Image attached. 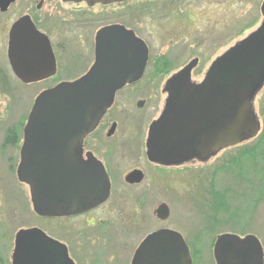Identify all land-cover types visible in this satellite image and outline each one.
Listing matches in <instances>:
<instances>
[{"label": "water", "instance_id": "obj_1", "mask_svg": "<svg viewBox=\"0 0 264 264\" xmlns=\"http://www.w3.org/2000/svg\"><path fill=\"white\" fill-rule=\"evenodd\" d=\"M63 1L108 4L118 0ZM15 2L0 0V12H6ZM95 43V62L88 73L73 83L41 92L27 118L24 134L31 159H22L16 176L29 187L33 212L40 217L82 214L101 205L109 196L103 167L96 161L81 162L78 146L112 105L116 91L141 78L148 49L131 32L115 25L101 29ZM7 59L13 75L25 85L55 74L49 41L28 16L19 18L9 30ZM221 62L223 70L219 72ZM214 64L201 86L190 82L195 61L170 80L172 96L149 131V161L169 166L192 158L206 159L222 148L255 136L258 126L250 101L264 82V26L236 43ZM141 180L140 173H132L126 179L129 184ZM154 214L165 222L170 210L166 204H160ZM40 234L36 229L18 232L13 264H45L34 244ZM40 238L42 249L44 244L58 249L54 242ZM263 257V249L252 235L241 238L224 234L213 246L215 264H262ZM59 259L64 260L63 264H72L64 255ZM131 264L192 262L182 236L161 229L147 235Z\"/></svg>", "mask_w": 264, "mask_h": 264}, {"label": "rangeland", "instance_id": "obj_2", "mask_svg": "<svg viewBox=\"0 0 264 264\" xmlns=\"http://www.w3.org/2000/svg\"><path fill=\"white\" fill-rule=\"evenodd\" d=\"M39 1L17 0L6 13H0V261L5 260V264H10L16 232L21 228L39 225L32 212L28 188L20 185L16 177L18 144L3 145L7 130H21L34 99L51 83L21 86L7 61L8 31L19 17L31 15L46 32H51L57 17L65 12L60 7L62 0H44V6L36 11ZM136 2L132 26L138 36L148 43L150 56L156 58L161 55V62L163 59L170 62L165 65L168 77L197 59V69L192 72L191 82L199 83L214 58L259 26L262 0ZM56 3L54 9L53 4ZM115 10L116 7L112 5L103 11L102 14H106L105 24L124 21ZM97 28L96 25L91 27L85 35L89 39L91 56L78 73L86 71L93 61V37ZM79 30L75 26L67 27V34L52 37L59 50L61 70L54 78L55 82L69 76V54H64L63 44L76 38ZM80 38L83 39L82 36ZM75 45L78 44L74 42L70 46L72 51ZM78 51L87 54L82 47L75 52ZM79 65L80 62L73 60L70 69L77 70ZM1 85L10 92L4 93ZM253 110L264 137V85L255 96ZM251 152L245 151V154L251 155H245L240 166L233 168L236 176L224 173L222 167L216 171L215 167L199 169L187 166L180 174L171 173L174 176L167 183H162L158 177L156 181H146L133 190L114 187L108 205L87 219H75L73 222L72 244L83 242L85 245L77 263L130 264L141 241L161 229L176 231L183 237L192 264H215L213 246L222 234L241 238L252 235L258 239L264 253V138L256 151L253 154ZM237 153L234 150L231 159L234 160ZM214 180L217 182L213 189L211 184H214ZM214 190L220 194H214ZM160 204H166L170 210L165 222L159 221L154 214ZM91 219L95 220L94 225L100 226L97 232L85 226L86 220L88 222Z\"/></svg>", "mask_w": 264, "mask_h": 264}, {"label": "flooded vegetation", "instance_id": "obj_3", "mask_svg": "<svg viewBox=\"0 0 264 264\" xmlns=\"http://www.w3.org/2000/svg\"><path fill=\"white\" fill-rule=\"evenodd\" d=\"M263 3L264 0H262L259 8L260 24L254 31L249 33L244 38L245 40L248 39L251 35L257 33L264 26V14L262 12ZM44 4V0H40L36 4V11L41 10ZM60 4L62 5L60 7H63L62 10L64 9L65 12L59 15L60 17H57V21L55 25H53V30L51 32H46L42 28L40 22L36 21L33 17H31V15H23L28 16L35 29L47 38L55 60V75L39 83H36L38 85L40 83L50 81V85H48V87L44 90L52 89L62 83H73L85 76L95 62L96 34L101 29L108 26L115 25L123 27L126 31L131 32L133 35H135V37L143 41L148 49L147 61L141 78L138 81L125 84L121 89L116 91L113 103L110 108L102 116L95 129L90 134L85 136L78 146L79 158L81 162L88 164L92 161H96L100 163L103 167L109 183V196L107 200L98 207L75 216L40 217L36 215L32 209V212L34 213L39 225L34 227L21 228L16 232L13 238V248L12 253L10 255V264H13L16 235L21 230L31 229H36L37 231H40V235H42L40 237H44L45 239L54 242L58 247L57 249L56 246H53L52 244H49V246H46L44 244L45 249H42L41 247L43 244H41V238L39 237L34 239V244L37 245V250L40 251L42 260L45 262V264H63L64 260L59 259V256L63 255L65 256L66 261H71L72 264H78L77 262H79L81 253L85 250V245L83 242L72 244V240L74 238L73 222L75 219H87L95 211L108 205L109 200L113 196L114 187L118 186L124 190H133L139 188L142 183H145L146 181L155 179L157 180L158 177H160L162 183H167L169 178H171V176H174V174L171 173L177 172L178 174H180L187 166H193L199 169H202L203 167H215L216 171L222 167V169H224V173H231L233 176H236L235 170H233V168H238L240 166V162L245 159V155H251L250 153L245 154V151H252L251 153L253 154V152L256 151V147L261 144L262 139L264 138L260 129V122L258 121L253 110V102L255 96L259 89L262 88V86L264 85V82H262L250 101L254 121L258 126V131L256 132L253 138L246 140L233 147L229 146L222 148L218 150L213 156H209L206 159L192 158L184 163L169 166H164L162 164L149 161L147 156V143L149 138V131L152 124L158 121V119L165 111L166 104L169 98L172 96V92L169 90V82L173 78V76L181 72L191 62L195 61L196 65L190 71L191 82L192 72L197 69L198 60L193 59L192 61L184 65L180 69V71L175 72L174 74L168 77V73L166 72L167 68H165V65L169 64L170 62L165 59H163V61L161 62V55L156 56V58H152L150 56V47L148 43L138 36L136 30L132 26V21L134 19L135 12V9H133V7H137L136 0H118L116 2L108 4L100 2L87 3L84 1L64 2L62 0ZM56 5L57 3L53 4L54 9ZM112 5L116 7L115 13L117 14V16H119V18L121 17L124 19L122 23H120L121 21H119V23L105 24L104 18L106 17V14L102 13H104L103 11H105L106 8H109ZM172 5L174 6V4H171V6ZM167 6H170V4H168ZM182 15L183 14H181V17ZM95 25L98 28L96 29V32L93 37V61L86 71H84L83 73H78V71H80V69L86 63H88V57L91 56V54L89 55V39L88 36L85 37V35L88 33V30L90 31V28ZM74 26L75 29H80L78 31L79 35L76 38H73L72 40L70 39L65 44H63V49H65L64 54H69L67 63L69 76L65 80L55 82L54 78L61 73V70L60 63L58 60L59 50L57 49V46L54 45L52 37L53 35H60L61 33L67 34V27L74 28ZM80 32L83 33L80 34ZM81 36L83 37V39L80 38ZM74 42L78 45H75V49L74 51H72L70 46ZM79 44H81L82 49L84 48V50L87 51V54L83 53L82 51L75 52L76 50L81 48ZM233 47L234 46L228 48L225 52L214 58V61L210 64L201 82H191V84L195 86H201L204 80L206 79L207 75L209 74L210 70H212V67H214V63H216L219 59H222V57L225 56L228 51ZM73 60L80 62V67L77 70L70 69V65L72 64ZM222 70L223 62H221L219 72ZM252 72L257 73L258 71L252 70ZM24 128L25 124L24 126H22L19 132H6V135H14L15 139L12 141V143L14 145L18 144V165L16 167V171L23 158L25 161L31 159V155L30 157L28 156L31 152H26L28 142L25 139ZM5 139L3 145H7ZM234 150L238 151L239 153L235 154L233 160L231 159V153L234 152ZM132 173H140V175L142 176V180L140 183L129 184L126 181L127 177ZM216 182L217 180H214V184H211V188L214 189ZM241 182L245 183L243 181ZM19 183L23 187L26 186L28 188L29 200L31 203L29 187L25 183ZM214 191V194H220L218 193V191ZM94 222V219H91V221L88 222L86 220L85 226L87 228H92L94 229V231L97 232L100 226L97 227V225H94ZM32 241H30L31 244H33ZM2 263L5 264V260L4 262L3 260H1L0 264Z\"/></svg>", "mask_w": 264, "mask_h": 264}, {"label": "trees", "instance_id": "obj_4", "mask_svg": "<svg viewBox=\"0 0 264 264\" xmlns=\"http://www.w3.org/2000/svg\"><path fill=\"white\" fill-rule=\"evenodd\" d=\"M1 86H3V85H1ZM21 86H23V85H21ZM2 89H3V91H4V93H7V92H10V91H8V89L6 88V86H3L2 87ZM7 132H14V129L13 128H11V129H8L7 130ZM8 137L5 139V141H6V143L8 144V145H13V143H12V141L15 139L14 138V135H7Z\"/></svg>", "mask_w": 264, "mask_h": 264}]
</instances>
